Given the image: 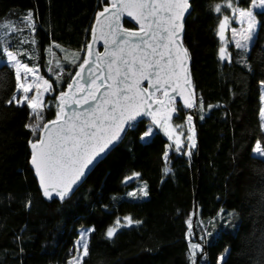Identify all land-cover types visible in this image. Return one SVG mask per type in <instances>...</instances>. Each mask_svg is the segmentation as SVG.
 I'll return each instance as SVG.
<instances>
[{"label":"trees","instance_id":"1","mask_svg":"<svg viewBox=\"0 0 264 264\" xmlns=\"http://www.w3.org/2000/svg\"><path fill=\"white\" fill-rule=\"evenodd\" d=\"M234 2L247 8L251 0ZM98 3L0 0V23H10L6 28L10 27L11 38L19 34L20 20L33 13L36 53L30 47L19 49V38L7 48L18 55L22 52L21 59L31 56L29 64L37 65L53 83L56 91L44 96L41 124L55 118L58 109L49 104L83 61ZM224 3L191 0L184 22L182 43L188 50L192 86L196 102L203 100V111L191 110L195 128L191 155L169 149L160 130L141 141L149 120H140L62 202L45 198L38 190L29 167V145L39 130L33 134L25 127L35 120L26 104L6 103L15 93L16 81L13 68L4 61L5 49L0 48V264L64 262L81 226L95 228L89 233L83 264H191L190 240L203 247L196 257L198 264H218L224 249L234 244L252 256L229 253L221 264H264V157L252 151L258 140L264 147L259 120L264 10L255 12L257 25L246 54L233 45L227 48L229 63L219 55L218 25L223 16L213 10L220 4L228 15ZM123 24L133 28L126 20ZM60 62L63 72L56 67ZM69 64L75 66L68 69ZM173 107L179 112L172 123L183 127L187 112L179 104ZM165 167L170 168L167 175ZM145 185L147 196L140 191ZM132 192L136 197L129 195ZM125 217L140 223L121 226L108 239L107 229ZM223 219L228 221L222 224ZM205 233H209L207 242L199 239Z\"/></svg>","mask_w":264,"mask_h":264},{"label":"snow or ice","instance_id":"2","mask_svg":"<svg viewBox=\"0 0 264 264\" xmlns=\"http://www.w3.org/2000/svg\"><path fill=\"white\" fill-rule=\"evenodd\" d=\"M251 2L253 8L264 9V0H251ZM223 7L232 9L233 15L238 13L240 17L247 18L248 27L244 33H241L244 43L235 39L236 29H232L235 47L245 50L246 43L253 39V29L256 26L253 12L237 9L234 0H225ZM98 8L100 10L96 12L95 23L91 28L92 42L86 45V49L87 56L91 57L97 26L108 30L107 34L112 37L111 42L116 47L111 53H108L113 58L107 61V75L96 74L98 63L101 61L99 53L96 55V67L93 66L94 62L91 59H83L78 65L79 71L67 84V90L60 91L49 104L50 107L58 109L55 119L44 122L43 125L41 121L44 118L41 113L45 101L42 98L39 84L42 82L44 92L53 95L56 91L53 88V83L39 75L37 65L30 66L27 60H30L31 56H27L26 60L22 61L17 59L13 51L5 49L8 57L7 63L15 69L16 81L15 93L6 103L21 107L26 104L31 110L30 116H34L35 120L32 124H26L25 127L29 128L33 134L40 130L46 132L47 135V139L38 136L35 140L30 141V144L32 148L31 164L39 178L43 195L49 199L53 198V193H55L60 200H64L74 190V186L78 187L82 178L86 177L87 172L85 170H90V165L94 166L95 163L103 159L102 154H105L106 150H110L109 146L113 141L121 138L120 133L125 131L124 126L127 125L128 128H131L136 116L150 114L147 110L143 113L139 112V106L150 101L155 91L162 92L164 96H169V91L176 92L180 87V71L183 70L187 73L188 50L184 48L181 52L179 49L182 47L181 33L184 28L185 17L190 15V0H99ZM213 10L223 16L218 25V35L221 41H224V32L228 28L230 17L224 15L220 4L214 5ZM125 13L139 24V31H128L121 28V17ZM102 18H104L103 21ZM23 22L32 29L33 33L35 32L36 24L31 11L23 17ZM32 43L35 44V40ZM56 47L60 46L56 45ZM149 48L153 59H149L147 51ZM174 48L176 49L175 54H173ZM159 49L167 50V55L165 51H158ZM125 51H127V55L124 54ZM225 53L226 48L222 46L220 48L221 61L227 60L231 63V53L227 55ZM49 63L51 62L49 61ZM57 67H59V63H57ZM86 67L89 76L87 83L81 88L80 80L85 79L83 73ZM60 71L63 72V68ZM29 75H34V80L31 83L28 82ZM150 77H154L158 83L163 81L167 88L150 81L149 88L153 89V92H149V88L141 89V81L149 80ZM173 77H175V83H168ZM97 80H100L101 84L93 87ZM108 81L114 82L116 90H113V84L107 83ZM184 81L187 85V75H185ZM260 86L264 88V81L260 82ZM56 87H59L58 79ZM33 88H35V93L30 97L28 93L33 92ZM101 88L105 90L100 92ZM16 93L22 94L18 97ZM97 93H99V97ZM193 96L194 92L183 98V107L187 109L199 107L203 111V100L199 99L197 103L193 100ZM112 97H116V99L113 100ZM69 100L72 103H69ZM73 105L77 109H84L85 105H88V108L84 111H76L73 109ZM211 107L210 105L209 108ZM66 109H73V111L69 113ZM171 110L174 113L179 112V108L176 107ZM260 117L261 128L264 130V108L260 110ZM170 118L168 117V119ZM200 119H203V116ZM192 120V115H187L186 122L191 124ZM49 125L53 127L49 128ZM111 129H115V131L109 135ZM150 135L151 129H148L141 139ZM188 139L192 140V137L189 136ZM183 147L177 138L175 150L181 151ZM188 147L194 148L195 142L193 141ZM253 152L264 157V147L259 140L256 141ZM184 154L190 156L191 151H185ZM164 159L166 161L168 159L167 151L164 154ZM163 171L167 175L170 168L165 167ZM133 175L138 176L139 174ZM140 191L142 195L147 196L146 185ZM129 195L136 197L137 194L132 192ZM26 206L30 207V202ZM124 221L125 224L122 225L118 218L115 221L116 226L107 229L105 235L108 239L116 234L118 227L140 223V221L132 220L131 217H125ZM188 223L191 229V221L189 220ZM92 231H95L94 227L80 234L77 244L80 246L78 251L81 255L74 258L76 264H82L83 257L88 255L87 237ZM189 235H191V231ZM207 235L209 233H205L199 239L207 242ZM198 252H203L202 245L190 240L188 255L191 264H198L196 259ZM224 259L225 256L221 255L218 258V264H221Z\"/></svg>","mask_w":264,"mask_h":264},{"label":"rangeland","instance_id":"3","mask_svg":"<svg viewBox=\"0 0 264 264\" xmlns=\"http://www.w3.org/2000/svg\"><path fill=\"white\" fill-rule=\"evenodd\" d=\"M235 7L237 9L251 10L253 12L254 16H255V12L256 11H258V10H264V9H261V8H253L252 7V2H250L249 6L247 8H240V7H237V6H235ZM228 16L230 17L229 24H228V28L224 32L225 39H224V41L221 42V47L224 46L226 48V53H225L226 55L228 53H230V51L227 49V48H229L230 45H233L235 47L234 40L232 39V29L233 28L236 29V33L237 34L235 36V39L236 40H241V42L244 43V39H243V36L241 35V33H244L245 30L248 27L247 18L246 17H244V18L240 17L238 13L235 14V15H233L232 9H229ZM222 19H223V17H222ZM255 21H256V18H255ZM7 25H10V23H3V22L0 23V40H1V42H0V48L1 49H3V50L6 49L9 44L10 45H14L15 43L18 42V38H19L20 39L19 49H24V48L30 47L31 49H33L31 52L32 53H36V46H35V44H36V37H35L32 29H30L29 27H27V25L23 22V19L20 20V23H18V26H19V30L20 31H19V34L16 36V38L15 37L11 38L10 33H9L10 32V30H9L10 27H7L6 28ZM256 25H257V23H256ZM255 29H256V26L253 29V34L255 32ZM219 38H220V36H219ZM33 40H35V44L32 43ZM22 41H23V43H21ZM24 41L25 42H29L30 44L29 43H25ZM250 42L251 41H248L246 43L245 50L239 49L240 50V53H243V54L245 53L246 54ZM7 49L8 50H11L10 48H7ZM3 53H4V61L7 63L8 57L6 55L5 50H4ZM19 54L23 56L22 52H20ZM14 55H16L17 59H19V60H22V61L25 60V59H21L22 56L18 55L16 52H14ZM47 55L49 57V53ZM219 55H220V52H219ZM19 56L21 58H19ZM240 57L242 58L244 56H242V54H240ZM83 59H84V56H83ZM52 62H53V64L56 63L55 55L52 57ZM73 62H76V61L74 60ZM30 66H31V64H30ZM74 66H75L74 64H69L68 69L73 68ZM61 68H62V66H61V62H60L59 63V67H57V69L60 71ZM13 70H14V73H15V69H13ZM39 75L42 76L40 74V72H39ZM44 78L46 79V77H44ZM33 80H34V75H29L28 82L31 83ZM81 86L82 85L80 84V87ZM39 87H40V90H41L42 98L44 99V96L48 92H44V85L42 84V82H40ZM34 93H35V88H33V92L28 93V95L31 97ZM16 94L19 97V95H21L22 93H16ZM262 96H264V88H261V86H260V108H259L260 126H261V123H262L261 117H260V110L262 108H264V99H262ZM159 97H160V93H158L156 95V98H159ZM173 105H176V104L175 103H169L168 106L165 107V108H163V107L162 108L161 107H156L153 110V117L151 119H148L149 120V123L147 125L146 130L151 129V134L155 130H160L164 134V136L167 138V140H168L169 149H173V151H175L176 153H181V152H185V151H191V152H193L194 149H195V147L194 148H189L188 147L189 145L192 144L193 141L195 142V128H194V117H193V114L191 112L192 109H190V111H188L187 114H186V116H185L184 126L183 127H180V126L174 125L172 123V116L174 115V112H172L171 109L173 108ZM187 115H192V117H193V120H192L191 124H188L186 122ZM168 117H171V118L168 119ZM145 131L140 135V140L141 141H145V140H147L151 136L150 135L149 137H145L144 139H141V137L144 136ZM39 132H40V130H39ZM189 136L192 137V140H189L188 139ZM177 138L179 139L180 143L184 146L181 151H176L175 150ZM253 149H254V147H253ZM255 155L260 156L259 154H255ZM186 156H189V155H186ZM220 220H219V222H220ZM227 221L228 220L223 219L222 220V224H225ZM121 224H123V225L125 224V221L123 219H121ZM114 226H116V225L114 224L112 227H114ZM120 227H118V228H120ZM88 229H92V228L91 227H86V226H81V227H79L76 230V238L73 241L72 254L64 262H61V260H59V259L57 260L56 259L57 261H55L56 262L55 264H61V263H63V264H70V262H71V264H76V260L74 258H76L79 255H81V253L78 251V248L80 246L77 244V241L80 239V234L82 232H84L85 230H88ZM87 242H88V237H87ZM229 253H239V254H243V255H246V256H252V253L251 252L247 251L243 247H241L239 245H236V244H234L231 247L230 246L229 247H226L221 255H224L225 256V255H227ZM86 256L83 257V261L86 258ZM83 261H82V264H83Z\"/></svg>","mask_w":264,"mask_h":264},{"label":"water","instance_id":"4","mask_svg":"<svg viewBox=\"0 0 264 264\" xmlns=\"http://www.w3.org/2000/svg\"><path fill=\"white\" fill-rule=\"evenodd\" d=\"M190 2H191V0H190ZM190 12H191V9H190ZM186 17H185V19H186ZM103 19L104 18H102V21H103ZM125 20L128 21V22H130L132 24V26H133L132 29L131 28L124 27L123 22ZM94 23H95V16H94V19H93L91 28L94 25ZM120 23H121V28L122 29H126L128 31H139V27H140L139 24H137L135 20H132L130 17H128L126 13L121 17ZM183 32H184V28H183ZM183 32L181 33V37L183 36ZM107 33H108V30L106 28H102L101 26H97L96 33H95L96 39H95V42L93 43L91 57H88L87 56V49L84 52V59L85 58L91 59L94 62L93 63V66L94 67L97 66V63H96V55H97V53L100 54L101 61L98 63V70H97V73H96L97 75H107V71H108V69H107V61L113 58L112 56L108 55V53H111L115 49V47H116V45L112 44V42H111L112 41V37L109 36ZM90 42H92L91 29H90V36H89L88 43H90ZM184 48L185 47H184V45L182 43V47L179 50L182 52ZM106 49H107V51H106ZM147 51L149 53V59H153V57L151 55V49L149 48V49H147ZM158 51H165V54L167 55V50L159 49ZM175 51H176V49L174 48L173 49V54H175ZM124 54L127 55V51H125ZM116 66H119V65H116ZM116 66H114V67H116ZM186 68H187V73H185L183 70H181L180 73H179V75H180V87L177 89V91L176 92L169 91V96H164L162 94V92L155 91L154 94L152 95L151 100L150 101H146L143 104H141L139 106V109H138L139 112H141V113H143L144 111L147 110L150 114L149 115H138V116H136V119H135V121L132 122V124H135L136 122H138L140 120H143V119H147V120L148 119H151L153 117V110L156 107H161V108L163 107V108H165V107L168 106L169 103L179 104L181 106V108L183 109V111H185V112L190 111V109H187V108H184L183 107V98L188 97L190 93H193L194 92V96L192 98H193L194 101H196V94H195L194 88L192 86V81H191V76H190V61H189V56L186 59ZM77 71H79V68L76 69V71L73 74V76H75V74L77 73ZM83 75L85 76V79L84 80H80V84L82 85L81 88L84 87V85L87 83V77L89 76V72L87 70V67H86V70L83 73ZM185 75H187V77H188V83H187V85L185 84V81H184ZM72 77H71V79H72ZM71 79H70V81H71ZM77 79H79V77H77ZM150 81L153 84H158V86H161L163 88H167V85H165L163 81H160L158 83L155 80L154 77H150L149 80H142L141 81V84H140V88L141 89H143V88H149ZM107 83L113 84V90H116V85L114 84L113 81H108ZM168 83L174 84L175 83V77H173V79L171 81H169ZM99 84H101V81L100 80H97L96 85H93V87H96ZM66 90H67V86H66V88L63 91H66ZM104 90H105L104 88H101L100 89V92H103ZM153 91H154L153 89L149 88V92H153ZM158 93H160V97L159 98H156V95ZM80 95H82V93H80ZM145 95H147V94H145ZM97 96L99 97V93H97ZM170 98H171V100H170ZM112 99L114 100V99H116V97H112ZM69 103H72V101L69 100ZM81 103H83L82 100H81ZM87 108H88V105H85L84 109H77V108H75V105H73V109H75L76 111H84ZM73 109H66V111H68L70 113L71 111H73ZM54 119H50V120H47V121H52ZM47 121H45V122H47ZM51 127H53V126L52 125H49V128H51ZM124 127H125V131L120 133V137L121 138L119 140H114L113 141V143L109 146L110 150L114 146H116L123 139V137L125 136V134H126V132H127V130L129 128L127 127V125H125ZM112 131H115V129H111L108 134L110 135ZM38 136H42L45 139H47L46 132H41L40 131ZM110 150H106V153L105 154H102L103 155V158L105 157V155ZM29 153H30V157H29V167L31 168V170L33 172V175L35 177V180L37 182L38 190L40 191L41 195L43 197H45L43 195L42 189L40 187L39 178L36 176L34 167L31 164V156H32L31 144L29 145ZM96 164L97 163H95V165ZM94 166H91L90 165L89 166L90 170H88V169L85 170L87 172V175L94 168ZM87 175H86V177H87ZM85 178H82V182L85 180ZM81 183H79V185ZM60 187H63V186H60ZM76 188L77 187L74 186V190L72 192H70L65 199H67L69 196H71V194L76 190ZM53 198L56 199L59 202H62L63 201V200H60V198L58 196H56L55 193H53Z\"/></svg>","mask_w":264,"mask_h":264}]
</instances>
